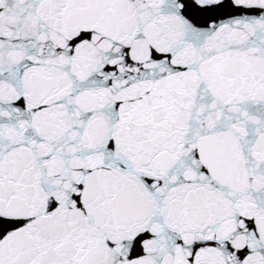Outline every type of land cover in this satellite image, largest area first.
<instances>
[{"label":"snow or ice","instance_id":"1","mask_svg":"<svg viewBox=\"0 0 264 264\" xmlns=\"http://www.w3.org/2000/svg\"><path fill=\"white\" fill-rule=\"evenodd\" d=\"M0 264H264V0H0Z\"/></svg>","mask_w":264,"mask_h":264}]
</instances>
